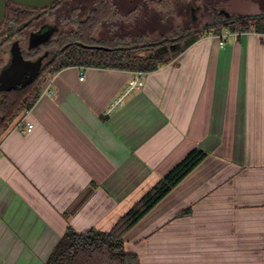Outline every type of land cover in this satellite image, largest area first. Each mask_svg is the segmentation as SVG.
I'll list each match as a JSON object with an SVG mask.
<instances>
[{
    "label": "crops",
    "instance_id": "crops-1",
    "mask_svg": "<svg viewBox=\"0 0 264 264\" xmlns=\"http://www.w3.org/2000/svg\"><path fill=\"white\" fill-rule=\"evenodd\" d=\"M224 41L201 37L128 95V71L50 77L0 144V264H45L68 230L109 231L194 149L207 158L128 233L126 252L264 264V34Z\"/></svg>",
    "mask_w": 264,
    "mask_h": 264
},
{
    "label": "trees",
    "instance_id": "trees-1",
    "mask_svg": "<svg viewBox=\"0 0 264 264\" xmlns=\"http://www.w3.org/2000/svg\"><path fill=\"white\" fill-rule=\"evenodd\" d=\"M61 1L45 9H33L8 3L5 19L0 29V72L11 61V55L6 63L2 58L6 52L3 47L9 39L33 29L34 23L41 19L44 14L56 9ZM160 5L162 10L170 11L171 9L170 0H162ZM104 16L107 19L120 17L112 0H101V23ZM90 23L79 27L77 37L80 43L72 46L67 44L58 51L54 59L46 64L45 69L31 84L19 87L11 92H0V144L11 126L21 120L36 105L48 79L66 68L85 67L148 73L173 62L205 35L217 36L225 30L237 34L249 32L264 34V12L255 15H237L229 14L222 8H217L213 21L199 33H192V30H188L181 34H175L174 39H164L156 45L143 46L142 48H134L126 45L124 41L118 40L101 44L111 50H92L82 46L83 43L87 44L91 41L89 38L83 40L84 32L91 35L97 26V23ZM54 32L55 30L50 26L41 27L39 30L32 32L28 38V52H24L22 49L25 59L33 60L32 58L35 55L41 54L44 49L50 47V39ZM182 39H185L183 45H173V43ZM160 48L166 49V52L158 53ZM46 69L50 71L49 78L45 79L43 74ZM207 156V153L200 149L191 151L124 214L109 231L92 229L79 234L68 230L45 264H140L137 255L126 252V236Z\"/></svg>",
    "mask_w": 264,
    "mask_h": 264
},
{
    "label": "rangeland",
    "instance_id": "rangeland-1",
    "mask_svg": "<svg viewBox=\"0 0 264 264\" xmlns=\"http://www.w3.org/2000/svg\"><path fill=\"white\" fill-rule=\"evenodd\" d=\"M114 1L121 14V22L117 23L115 30L112 29L113 26L111 25L101 24V28L96 29L94 36L97 40L101 39V43L105 41L107 43L111 42L109 39L113 38L112 35H116L126 45L134 48L156 45L164 39H174L175 34H181L188 30H192V33H199L213 21L217 8H222L229 14L237 15H255L264 12V0H170V11L162 10L160 5L162 0ZM192 8H197L194 16L191 13ZM57 20L56 16L52 17L51 12L44 14L41 19L34 23L33 29L10 38L3 47L6 50L2 56L3 61L5 63L9 61V52L13 42L20 41L23 51L28 52L30 34L39 30L43 25H55ZM60 27L59 35L54 38L50 47L44 49L41 54L35 55L33 60L47 51L53 57L67 45L66 38L69 33H67L66 27ZM184 41L185 39H182L173 45H183ZM162 52H166V49L160 48L158 53ZM49 71L46 69L43 78H49Z\"/></svg>",
    "mask_w": 264,
    "mask_h": 264
},
{
    "label": "flooded vegetation",
    "instance_id": "flooded-vegetation-1",
    "mask_svg": "<svg viewBox=\"0 0 264 264\" xmlns=\"http://www.w3.org/2000/svg\"><path fill=\"white\" fill-rule=\"evenodd\" d=\"M112 3L117 9V12L120 17H115L113 19H107L106 16H104L102 23H101V0H62L61 4L51 12L52 17L56 16L58 19L57 20L58 22L55 25L47 24V25H43L42 27L50 26L53 30H55V32L52 34L51 39H50L51 43L54 42V38H56L59 35V32H60L59 27L60 26L66 27L67 33H69L67 35L66 42L68 45L72 46L74 44L80 43L77 37V35H79V32H78L79 27H81L82 25L91 24L90 22H92L93 24L97 23V26L94 29V31L91 33V35H89V33L84 32L83 40L85 38H89L91 39V41L90 43H87V44L83 43L82 46L84 48H89L92 50H98V49L111 50L110 48H107V46L101 45V44H105L106 41L101 43V39L97 40L94 36V33L96 32L97 28H101V24L111 25L113 26L112 29H114L117 27L118 25L117 23H119V21L121 22L120 11L118 10V7L114 0H112ZM196 10L197 8L191 9V13L193 16ZM112 36L113 38L109 39V41L116 42L120 40L119 38H117L116 35H112ZM40 57H44L43 67H42V71H43L46 67V64L49 61L51 62L54 59L55 55L52 57V54L47 51L44 54L40 55L36 60H38ZM36 60H32V61H36Z\"/></svg>",
    "mask_w": 264,
    "mask_h": 264
},
{
    "label": "water",
    "instance_id": "water-1",
    "mask_svg": "<svg viewBox=\"0 0 264 264\" xmlns=\"http://www.w3.org/2000/svg\"><path fill=\"white\" fill-rule=\"evenodd\" d=\"M60 0H0V29L5 19L8 3L33 9H45ZM11 61L0 72V92L7 93L31 84L41 73L44 57L36 61L25 59L19 41L10 49Z\"/></svg>",
    "mask_w": 264,
    "mask_h": 264
},
{
    "label": "built area",
    "instance_id": "built-area-1",
    "mask_svg": "<svg viewBox=\"0 0 264 264\" xmlns=\"http://www.w3.org/2000/svg\"><path fill=\"white\" fill-rule=\"evenodd\" d=\"M228 34H229V31L225 30L224 34L214 36L220 40L221 47H224V45H225L224 39ZM84 74H85L84 72L81 73V75H82L81 81L84 80ZM146 75H147V72H143V71L132 72L131 79H130L128 86L125 90V95H128L135 90L141 89L144 86V81H145ZM26 125H27V132L31 133L33 130V125L31 123H27Z\"/></svg>",
    "mask_w": 264,
    "mask_h": 264
}]
</instances>
